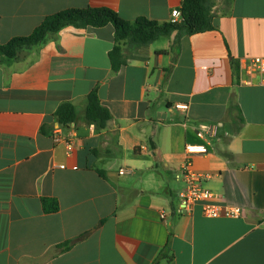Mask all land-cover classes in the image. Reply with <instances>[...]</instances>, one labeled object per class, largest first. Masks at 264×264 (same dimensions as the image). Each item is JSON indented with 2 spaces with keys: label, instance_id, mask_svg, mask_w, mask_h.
<instances>
[{
  "label": "crops",
  "instance_id": "0c3cea01",
  "mask_svg": "<svg viewBox=\"0 0 264 264\" xmlns=\"http://www.w3.org/2000/svg\"><path fill=\"white\" fill-rule=\"evenodd\" d=\"M181 3L0 0V42L66 8L164 23ZM211 13L214 29L124 46L117 71L112 24L67 25L0 61V264H264V84L239 74L264 56V0H215ZM93 90L111 114L105 128L85 118ZM63 103L76 112L68 125L55 116ZM202 124H220L216 136L199 137ZM56 128L73 135L70 153ZM187 144L208 147L189 157L210 201L240 215L209 217L200 202L179 211Z\"/></svg>",
  "mask_w": 264,
  "mask_h": 264
},
{
  "label": "trees",
  "instance_id": "16d2710c",
  "mask_svg": "<svg viewBox=\"0 0 264 264\" xmlns=\"http://www.w3.org/2000/svg\"><path fill=\"white\" fill-rule=\"evenodd\" d=\"M213 4L214 0H182V18L175 23H159L143 16L126 20L107 7L66 8L45 16L30 34L12 37L5 43L0 42V61L11 62L17 59L21 50L46 42L67 25L86 28L112 24L115 43L108 52V58L112 70L117 71L127 63V56L123 53L124 46L132 49L149 45L173 32L176 33L177 43L183 36L214 29L211 13ZM55 116L60 124L68 125L76 119L75 108L71 103H63L56 109ZM85 118L101 128H105L111 119L110 111L101 105L96 90L87 96ZM100 173L103 174L102 171ZM42 204L46 212L58 209V203L53 198H42ZM166 256L164 251L159 255L161 258Z\"/></svg>",
  "mask_w": 264,
  "mask_h": 264
},
{
  "label": "built area",
  "instance_id": "2783aa9c",
  "mask_svg": "<svg viewBox=\"0 0 264 264\" xmlns=\"http://www.w3.org/2000/svg\"><path fill=\"white\" fill-rule=\"evenodd\" d=\"M182 18L181 9L175 8L171 11L170 22H179ZM239 74L245 75L246 79L242 82H254L257 81L264 84V56H250L243 59L239 64ZM242 78V76H241ZM176 107L186 109V105L178 104ZM217 125H199L197 135L204 139L214 138L217 134ZM55 142L63 141L66 152L70 153L74 148V138L70 134L66 138L60 135L59 128H56L52 134ZM185 152L187 154L184 160L180 172L177 177H181L185 183L184 190L179 194L180 208L179 211L190 210L191 207L200 202L202 212L209 217L228 216L236 217L240 215L241 209L235 206L222 205L210 201L211 193L202 188L201 182L205 178L202 174L192 169V162L190 155L208 152V147L205 144H187L185 146ZM123 173V170H120ZM164 217V214H161Z\"/></svg>",
  "mask_w": 264,
  "mask_h": 264
},
{
  "label": "rangeland",
  "instance_id": "374dc122",
  "mask_svg": "<svg viewBox=\"0 0 264 264\" xmlns=\"http://www.w3.org/2000/svg\"><path fill=\"white\" fill-rule=\"evenodd\" d=\"M166 40H167V37L166 36L160 37L159 39L156 40L155 46H157V47L162 46L166 42Z\"/></svg>",
  "mask_w": 264,
  "mask_h": 264
}]
</instances>
